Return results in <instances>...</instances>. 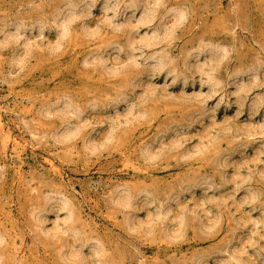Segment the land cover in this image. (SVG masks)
<instances>
[{
  "label": "rangeland",
  "instance_id": "1",
  "mask_svg": "<svg viewBox=\"0 0 264 264\" xmlns=\"http://www.w3.org/2000/svg\"><path fill=\"white\" fill-rule=\"evenodd\" d=\"M0 264H264V0H0Z\"/></svg>",
  "mask_w": 264,
  "mask_h": 264
},
{
  "label": "bare ground",
  "instance_id": "2",
  "mask_svg": "<svg viewBox=\"0 0 264 264\" xmlns=\"http://www.w3.org/2000/svg\"><path fill=\"white\" fill-rule=\"evenodd\" d=\"M158 1V0H157ZM156 2V1H155ZM157 4V3H156ZM156 6V5H155ZM180 13V12H179ZM151 14H152V12L151 13H148V12H146L144 15H143V17H142V19H143V21L144 22H148L150 19H151ZM64 17V16H63ZM71 18V17H70ZM66 20V19H65ZM64 20V21H65ZM61 25V24H60ZM188 57V56H187ZM195 59H196V57H195ZM160 60V59H159ZM193 61V60H192ZM159 62V61H158ZM162 62V60L160 61V63ZM196 63V62H195ZM159 64V63H158Z\"/></svg>",
  "mask_w": 264,
  "mask_h": 264
}]
</instances>
